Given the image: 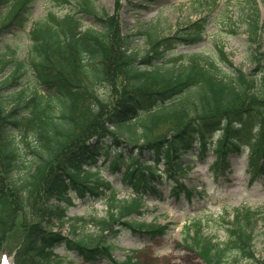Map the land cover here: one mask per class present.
<instances>
[{
    "label": "trees",
    "instance_id": "1",
    "mask_svg": "<svg viewBox=\"0 0 264 264\" xmlns=\"http://www.w3.org/2000/svg\"><path fill=\"white\" fill-rule=\"evenodd\" d=\"M37 1L0 0V34L25 29ZM50 2L59 10L69 5V0ZM244 6L251 14L243 20L248 40L255 45V68L249 74L215 40V52L176 54L180 46L201 41L206 31L201 21L172 37H159L157 29L145 33L150 45L140 56L132 37L120 36L115 19L99 15L92 0L80 1L76 13L59 18L50 12L33 25L27 63L18 62L15 52L0 54V172L12 193L0 186V247H9V236L18 227L32 243L15 252V264H63L66 259L55 253L63 244L89 262L102 257V250L109 256L111 245L79 238L90 222L101 231L120 224L161 234L160 226L130 218L146 210L145 196L159 179L155 164L163 161L172 178L183 177L187 166L178 159L196 147L201 154L216 155V170L223 175L230 168L229 157L243 155L248 147L252 173L264 174L263 25L256 0ZM85 15L94 17L97 26L85 28ZM24 77L33 87L14 90ZM163 126H171L169 136L156 138ZM144 152L153 156L152 163H140ZM107 160L110 170L122 174L132 188L133 198L118 199L116 189L102 180L98 164ZM103 188L109 209L105 219L68 217L64 204L71 203V189L85 199L105 196ZM45 193L41 210L37 204ZM257 213L235 209L224 226V242L206 237L199 222L195 231L187 227L184 242L205 264H264L254 243L261 221L264 231ZM65 226L73 238L54 232ZM133 263L128 257L122 264Z\"/></svg>",
    "mask_w": 264,
    "mask_h": 264
},
{
    "label": "rangeland",
    "instance_id": "2",
    "mask_svg": "<svg viewBox=\"0 0 264 264\" xmlns=\"http://www.w3.org/2000/svg\"><path fill=\"white\" fill-rule=\"evenodd\" d=\"M80 1L82 0H69V5L60 10L54 7L50 0L37 1L33 5L30 21L25 29L0 34V54L8 56L9 53L15 52L14 57L16 56L18 62L27 63L29 60L27 59V48L31 44L27 38L32 25L46 19L50 12L59 18H63L70 12L76 13ZM249 1L252 0H92L99 15L107 13L115 19L120 36L129 35L132 37L133 49L140 56L149 49L145 33L157 29L159 37H171L179 31L186 30L189 25L201 21L203 28H206V34L202 37L201 42L191 46H180L176 54L215 52L216 49L212 43L215 40L218 45L225 48L234 64L247 74L255 68V63L252 60L255 45L249 42L243 22L244 16L250 17L251 15L250 9L244 6ZM256 2L260 10L259 21L263 25L260 44L264 50V0H256ZM96 22L92 16L85 15L83 18L85 28L97 26ZM30 68L33 70L32 67ZM5 74L3 73V75ZM31 75L36 79L32 73ZM32 87V80L24 77L19 80L18 86L14 90ZM11 92L13 90L9 91V93ZM100 94L106 95L107 90H100ZM170 128L171 126L160 127L155 137L169 136L172 130ZM108 142L110 143V141ZM133 151L136 155L137 152ZM180 156L179 163L187 166L185 176L179 181L182 187L178 189L175 183L165 176V166L161 164L159 169L163 172L162 178L157 179L152 187L154 190L151 189L145 196L146 210L141 216L136 215L130 218V222L160 225L161 228H165L163 235L134 232L120 224H112L109 230L101 231V228L90 222L82 229L79 238H92L93 240L98 238L96 241H103L102 243L111 245L109 256L105 253L106 256L89 262L74 249L63 244L55 250L57 255L66 259L62 263L119 264L125 262L128 257H132L135 262L133 264H205L197 252L186 246L184 242L187 227L191 226V230L195 231V228L198 227L195 226V223L199 222L206 237L217 236L221 242H224L226 240L224 226L227 225V221L233 219L235 208L245 207L257 211V215L264 219V175L253 177L248 168L247 156L244 158L230 157L231 173L229 171L226 173L228 180L222 176L220 169L216 170L214 154L207 152L204 157H198L195 152H192L186 156ZM152 160L151 155L146 152L141 158L139 157L140 163L143 164L150 163ZM109 162L107 160V162L102 161L98 164L102 180L112 182L111 187L116 189L114 191L118 195V199L133 198L132 188L124 181L121 182V175L112 174L109 171ZM84 169L87 171L92 168ZM96 170L97 168L92 169L93 172ZM53 173L58 172L54 169ZM5 183L4 176L0 172V186L4 187L5 191H9L5 187ZM193 188H196L201 195L190 192V189ZM103 190L105 191L104 188ZM105 192V196H87V198L81 199L77 192L71 189L68 192L71 203L64 204L68 208V217L87 220L91 218L105 219L109 212L106 205L107 191ZM8 194L12 193L9 191ZM46 195V193L44 196L40 195L41 199L37 206L41 210L46 206L44 199ZM50 205H55V202L51 201ZM225 211L229 214L227 219H223ZM18 213L20 217H24L21 211ZM37 215L38 223L42 222L41 214ZM36 219L34 218L33 221ZM102 226L103 229H106L105 223ZM262 227L261 221L254 243L256 257L264 260V231ZM18 228L13 230L9 236V247L6 249L0 247V264H14V258L17 255L15 252H18L25 242L29 243L27 238L22 236L25 231ZM54 232L60 233L62 238H73L68 226L61 229L56 227ZM103 237L105 240L102 239ZM25 251L22 248V252ZM20 252L21 250L18 254ZM60 263L61 261H59Z\"/></svg>",
    "mask_w": 264,
    "mask_h": 264
}]
</instances>
